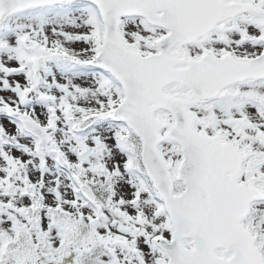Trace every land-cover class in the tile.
I'll return each instance as SVG.
<instances>
[{"label": "snow or ice", "instance_id": "obj_1", "mask_svg": "<svg viewBox=\"0 0 264 264\" xmlns=\"http://www.w3.org/2000/svg\"><path fill=\"white\" fill-rule=\"evenodd\" d=\"M0 264H264V0H0Z\"/></svg>", "mask_w": 264, "mask_h": 264}]
</instances>
